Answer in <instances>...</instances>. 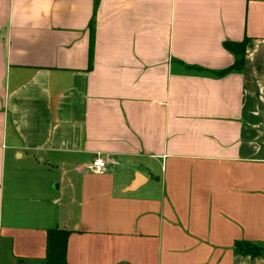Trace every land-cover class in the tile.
<instances>
[{"label":"crops","instance_id":"0c3cea01","mask_svg":"<svg viewBox=\"0 0 264 264\" xmlns=\"http://www.w3.org/2000/svg\"><path fill=\"white\" fill-rule=\"evenodd\" d=\"M263 112L264 0H0V264H264Z\"/></svg>","mask_w":264,"mask_h":264},{"label":"trees","instance_id":"16d2710c","mask_svg":"<svg viewBox=\"0 0 264 264\" xmlns=\"http://www.w3.org/2000/svg\"><path fill=\"white\" fill-rule=\"evenodd\" d=\"M246 45V42L225 44L226 50L234 55L236 61L231 68L219 75H225L232 71H241L244 68L246 64ZM69 236L70 232L66 230L53 229L48 232L46 264H66ZM237 250L240 253L250 255L251 257L264 255V248L246 242L238 244Z\"/></svg>","mask_w":264,"mask_h":264},{"label":"built area","instance_id":"2783aa9c","mask_svg":"<svg viewBox=\"0 0 264 264\" xmlns=\"http://www.w3.org/2000/svg\"><path fill=\"white\" fill-rule=\"evenodd\" d=\"M106 168V163L105 161H103L101 158H96L90 169L92 170V172H94L95 174H101L103 173L104 169Z\"/></svg>","mask_w":264,"mask_h":264},{"label":"water","instance_id":"95a60500","mask_svg":"<svg viewBox=\"0 0 264 264\" xmlns=\"http://www.w3.org/2000/svg\"><path fill=\"white\" fill-rule=\"evenodd\" d=\"M263 116H264V112H263Z\"/></svg>","mask_w":264,"mask_h":264}]
</instances>
